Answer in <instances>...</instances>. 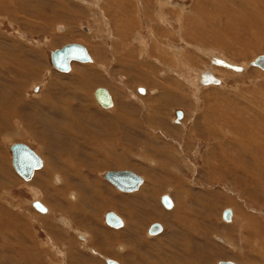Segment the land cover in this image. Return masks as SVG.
<instances>
[{"label": "rangeland", "instance_id": "obj_1", "mask_svg": "<svg viewBox=\"0 0 264 264\" xmlns=\"http://www.w3.org/2000/svg\"><path fill=\"white\" fill-rule=\"evenodd\" d=\"M7 1L11 2V7L3 6L4 8H1L2 11H0L2 12L0 13V52L6 56V63L10 67L7 69L9 72L0 68V79L1 75H4V77H12L11 80L9 78L12 83H24L25 77H21V72H25V70H31L33 77L28 81V88L27 84L23 86L24 92L19 91L22 85L14 86L17 91L15 93L16 99L22 98V103L19 105L16 115H13L15 116L12 119L14 126L8 125L5 123L6 120L0 118V215L2 216H0V264H106L104 260L107 258L121 264H172V262H174L173 264H218L219 262L238 263L239 256H241L243 263L244 258L247 259L248 256H251L254 264H264L261 261L262 259L256 257V255L261 258L264 256V240L262 238L255 240L253 246L255 239L253 238L249 249L246 243L248 238H245L246 236L248 237L249 232H246L244 227L239 229L238 220L236 224L231 225V222L230 224L225 223L222 219L223 212L226 209H234L235 212L242 216L247 215L252 218V222L248 221L247 224L255 228L258 235L261 236L264 232V200L254 195L256 187L249 184L250 188H248L242 182H237L236 184V180L231 173L227 177L225 176L224 180L219 178L211 180L214 174V167L212 166L223 163V161L228 166L227 168L235 172L233 164L238 158V156H236L237 158L235 157L237 151L244 154V156H239V158L243 159L240 161L244 162L246 158L249 164L255 161L252 158L255 154L261 156L260 160L263 157L259 150L261 147L264 150V144L235 140L233 135H231V128H227L228 126L221 123L225 113L233 121L245 125L249 124L255 130L264 127V70L251 64L250 66L248 65L258 57L264 56V24L261 23L264 22V10L262 9L264 8V0H253V2L248 0L249 3L247 0H214L213 2L211 0H159V4L165 5L161 8L159 5L155 6L152 4L150 0H126L124 10H122L124 13L120 11L114 13L113 16L107 14L108 2H105L107 0H22L23 4H17L20 0ZM243 1L245 2L243 3ZM167 2H169V5L166 7ZM194 6L199 8L195 10ZM146 8L149 10L147 11ZM199 9H203V15ZM192 11H195V13ZM238 11L239 13H237ZM251 11H254L255 16ZM5 12L14 15L6 17L3 14ZM211 14L214 15L212 16ZM234 15H238L239 18L238 16L235 18ZM243 15H245L244 18L246 19L243 18ZM217 16L219 17L217 18ZM120 17H123L122 20L126 21L133 18L135 19V24L124 21L122 26H120L117 21V19H121ZM202 17L205 18V21ZM103 18L105 19L103 20ZM256 19L258 22L260 21L261 26L252 25L253 22H257ZM188 20L192 24H196V26L191 28ZM241 20L247 21L241 24ZM213 22L215 23L213 24ZM258 22L257 25L259 24ZM204 24L208 27L209 35L205 36L203 34L201 37L199 35L201 32L195 31L197 37H193L194 39L189 37L190 33L197 28V25L200 27L204 26ZM60 27L63 30L60 31L58 29ZM89 28H92V31L94 30L93 33L89 32ZM129 28L132 29L129 35L122 34V31H129ZM149 31L150 33H148ZM135 37L137 40H135ZM167 37L171 38V46H168L166 50L163 43ZM215 37L221 40L217 41ZM220 41L226 44L227 49L225 51L218 47V42ZM144 42L146 44H143ZM69 44L83 45L93 58L95 57L94 47L103 48L100 49L98 47L103 63L98 68L95 66L96 69L91 68L93 65L90 62L72 63L73 69L77 68L85 71L83 73L92 78L95 83L90 86L91 88L87 87L84 90L88 95L91 94V97L87 99L92 100L90 102L93 104L91 107L94 109V113L98 112L95 118L88 112H83L86 100L80 99L79 96L77 97L73 93L74 89L76 91V88H74L75 83L70 75L73 70L69 73H62L52 64L51 53ZM148 52L151 53L148 54ZM156 54L158 55L155 58ZM167 54H172V56ZM132 55L133 58H131ZM212 56H223V58L230 60L229 62L232 61L233 65L234 63L235 65L246 64L247 68L237 74L231 69L230 71L229 69L227 70L226 67L214 66L209 61ZM7 57L13 58V62H9ZM161 57L168 61L161 60ZM137 61L139 62L137 63ZM1 63L5 64L4 61ZM2 64H0V67ZM189 64L193 66L191 67ZM123 65L135 66H128L129 68L124 70L122 68ZM136 65H139L145 72L147 71L150 84L138 81V74L133 68ZM85 66L88 67L86 68ZM206 66L218 69L217 74L221 78L216 74L215 76L217 79H222L221 85L214 83L208 87H204L203 84L200 86L196 85L198 84V73ZM177 81L181 83L178 84ZM6 82L1 84L6 86L9 83ZM10 86L13 87V85ZM83 86L82 79L81 87ZM156 87L157 89H155ZM161 87L163 89H158ZM98 88H105L108 92H110V89L116 88L115 91L118 92V96L113 93L115 96L112 95L111 98H115L117 106L120 104L117 110L121 113L115 111V108L113 110L106 109L107 111L101 110L102 108L98 105L95 97L92 96L93 94L95 95ZM0 89L4 90V87H0ZM92 89L94 90L93 93H91ZM118 90H120V93ZM141 90H143V93ZM109 94L111 95V92ZM49 98L57 106H69V114L65 112L67 120L62 116L63 113L59 112L55 118L54 109L50 108L49 105H43L46 100H50ZM123 100L124 102H122ZM209 107L217 109L210 111ZM179 111L184 113L180 119L182 123L176 121L177 112ZM0 112L2 113L1 110ZM45 114L55 119L48 120ZM37 120L41 121V123L37 122ZM52 120L56 124H51ZM76 120H81L84 123H87L88 120H98L97 122L100 125L102 124V128L107 125L110 126L114 122V127L116 129L119 127L122 134L124 132L128 139L123 140L122 145L125 144V147L121 143L115 145V153L119 157L124 158L117 159V157H114L115 165H111L109 170H107L108 168L96 169L99 172L95 173L94 168H97V166L86 155L78 160L75 159L77 163L93 170L94 174H90L92 177L88 174L86 176H90L89 178L92 180L94 179L92 183L96 182L97 186H105L107 198L112 202L113 207L107 208V206L103 205L102 199L98 200L96 198L92 189L83 187V192L80 195L81 204L78 205L80 213L74 216L75 222L72 221L68 228L62 229L60 227L62 233L57 230L59 226L63 225L61 217L58 222H54L55 227L49 229L46 225L51 226L52 221H49V223L44 222L41 218V213L31 207V203L35 199L40 198V196L35 195L34 190L32 188L29 189L28 186H36L41 189L40 192L43 190L46 195H43L42 198L53 206L59 204L62 207L61 211H68L72 206V202L68 197L69 190L61 189L64 186H59L64 196L58 193L59 196L56 197L53 193L55 192L53 190L56 188V183L51 180L49 175L45 176L47 174L46 171L41 173L43 168L35 171L36 174L30 181L24 180L13 168L11 148L16 143L26 144L41 159H44L42 156L43 152L48 155L49 151L47 150L56 155L63 148L69 151L74 144L69 139L68 132L70 133L71 131L74 134L75 131H82L76 125ZM118 120H121V126H118V123H120ZM65 121L67 123H64ZM196 121L197 124L194 123ZM63 123L67 124V127L64 126L67 132L65 129L62 130ZM30 124L39 126L35 130L38 134L31 133L27 129L30 128L28 127ZM92 126L90 129H92ZM70 127L75 131L73 132ZM206 127H210V130L207 129L206 131ZM212 128L217 132H214ZM116 129L110 127L106 130H109L111 135H114L117 132ZM42 133L43 135L41 136ZM122 134L118 137V133L113 138L121 139ZM55 135L67 140V142H64V146L54 141ZM90 135H93V141H88V138L87 140L82 136L72 137L75 140L74 143L77 146L81 145V149L85 153L89 154L93 149V151H97L98 155V152L102 150V146L101 141L98 143L96 129L91 130ZM90 135H86V137ZM104 135L107 136V133ZM152 144H157L156 148L160 151V153L158 152L159 154L151 149L150 146ZM237 144L243 145V149L239 150ZM41 146H44L46 150ZM212 151L217 152V155L212 156ZM207 154H209L208 160ZM102 155H105L104 152ZM170 156L173 157L172 160L169 158ZM214 156L215 158L213 159ZM58 158L61 161L65 160H62L60 156H54V162L57 165L60 164V168L64 166L65 170H68L70 174H74L72 168L75 167L68 165V163L75 162V160L68 159L67 163L61 164V161L60 163L57 161ZM97 159L99 160V158ZM100 160H103V157ZM207 161L210 167H205L208 163ZM219 161L221 162L219 163ZM91 166H94V168ZM217 168L224 172L223 169ZM110 170L134 171L140 176H144L145 180H143L142 186L149 182L145 186L153 189L149 191V194L153 195L154 199L152 198L148 202L126 200L136 196L140 191L122 193L117 190V187L115 188L106 180V177L104 178L106 172ZM84 171L86 172V170ZM37 174L39 176H36ZM234 176H236L235 178L239 177L240 179L248 180V177L240 172H235ZM148 177H153L155 181L158 180V183L150 186ZM170 178L171 181H169ZM176 178L178 181L180 180L179 186L182 187V191L184 189L189 200L179 204L175 213L178 216L174 218L168 215V210L160 204L159 198L165 194L177 197L176 191L168 187L169 184H178L175 183ZM76 180L79 185H82L79 178ZM44 181H49V184L47 182V185ZM5 184L7 185L6 187L4 186ZM101 191L104 192V189L101 188ZM227 198L234 201L231 203ZM90 203H92V208L87 207ZM109 211L117 212V215L124 217L128 221V223L126 221V228L114 231V229L108 227L104 222V217ZM60 214L61 216H67L62 212L57 214L56 218ZM184 216L188 218H184ZM156 222L164 225L165 230L159 237L148 236L149 228ZM16 223L22 227L21 230L24 234L28 233L27 236L29 237H24V241L29 238L33 242L34 249H37L38 252L43 251V255L40 254L38 263L32 259L31 247L23 250L22 247L25 243L20 246L17 241L18 244L16 245V237L14 240H10L11 237L17 234L16 229L18 226ZM191 223L193 230L189 229ZM90 225L92 228H90ZM84 230L91 233L90 244L82 243L77 237ZM84 232L83 235L85 234ZM117 232L122 234L116 237L111 236L112 234L115 236ZM133 233L138 234L136 238L133 236L135 239L131 236ZM9 235L11 236L10 238L8 237ZM106 235L111 238L110 244H113V246L107 244ZM86 236L89 237L88 235ZM242 236H245L243 240ZM219 237L225 239L226 244L221 241L218 242ZM31 241H27L29 242L26 244L27 247L32 245ZM120 244H123L125 248L118 246ZM184 245L186 246L184 247ZM61 249L68 252L63 255L60 253ZM99 249L101 252H99ZM186 250L189 252V255H187L189 260H186ZM74 258L75 262H73Z\"/></svg>", "mask_w": 264, "mask_h": 264}, {"label": "bare ground", "instance_id": "obj_2", "mask_svg": "<svg viewBox=\"0 0 264 264\" xmlns=\"http://www.w3.org/2000/svg\"><path fill=\"white\" fill-rule=\"evenodd\" d=\"M15 1V0H14ZM17 1V0H16ZM141 1V0H140ZM151 2H152V4H154L155 6L156 5H159L160 6V8L161 7H163V6H165V5H162V4H159V0H150ZM212 2L214 1V0H211ZM227 1V0H226ZM246 1V0H245ZM245 1H243V3L245 2ZM258 1V0H257ZM262 1V0H261ZM97 2V1H96ZM106 3L108 2V5H107V7L108 8H106V11H107V14L109 15V16H113V14L114 13H118V12H120L121 11V13H124V11H122V10H124V5H125V2H127L126 0H107V1H105ZM211 2V3H212ZM234 2V1H233ZM247 2H248V0H247ZM251 2V1H250ZM252 2H253V0H252ZM18 3H21V4H23V2H22V0H20V1H18L17 2V4ZM87 3V2H86ZM132 3V2H131ZM150 3V2H149ZM165 3V2H164ZM218 3V2H217ZM227 3V2H226ZM242 3V2H241ZM249 3V2H248ZM247 3V4H248ZM261 3V2H260ZM234 4V3H233ZM253 4V3H252ZM96 5V4H95ZM169 5V2H167L166 3V7ZM171 5V4H170ZM200 5V4H199ZM226 5V4H225ZM227 5H229V4H227ZM244 5V4H243ZM255 5V4H254ZM253 5V6H254ZM260 5V4H259ZM3 6H7L8 8H10L11 7V2H9V1H7V0H0V11H2L1 10V8H4ZM54 6V5H53ZM52 6V7H53ZM63 6V5H62ZM100 6V5H99ZM235 6V5H234ZM239 6H240V4H239ZM238 6V7H239ZM247 6V5H246ZM252 6V7H253ZM261 6V5H260ZM6 7V8H7ZM229 7V6H228ZM242 7V9H244L243 8V6H241ZM249 7V6H248ZM257 7V6H256ZM7 8V9H8ZM91 8V7H90ZM126 8V7H125ZM158 8V7H157ZM194 8H195V10H196V8L197 7H195L194 6ZM199 8V7H198ZM197 8V9H198ZM201 8V7H200ZM206 8V7H205ZM235 8V7H234ZM251 8V7H250ZM254 8V7H253ZM174 9V8H173ZM226 9V8H225ZM224 9V10H225ZM228 9V8H227ZM239 9H240V7H239ZM263 10H264V8H262ZM90 10V9H89ZM105 10V9H104ZM146 10H147V8H146ZM149 10V9H148ZM147 10V11H148ZM159 10V9H158ZM157 10V11H158ZM192 10H193V8H192ZM205 10V9H204ZM232 10H233V7H232ZM7 11V10H6ZM126 11V10H125ZM145 11V10H144ZM199 11H200V13L202 14V13H204V12H202L203 11V9L201 10V9H199ZM206 11V10H205ZM229 11V10H228ZM234 11V10H233ZM243 11V10H242ZM256 11V10H255ZM4 12V11H3ZM10 12V11H9ZM9 12H5V13H3V14H5L6 15V17H10V16H13L12 15V13H9ZM128 12V11H127ZM175 12V11H174ZM192 12H194L195 13V11H192ZM246 12V11H245ZM253 12V15L255 14L254 13V11H251V13ZM258 13H259V11H257ZM0 13H2V12H0ZM139 13H140V11H139ZM176 13H177V11H176ZM181 13V12H180ZM198 13V12H197ZM228 13V12H227ZM236 13V12H235ZM237 13H239V11L237 12ZM247 13V12H246ZM245 13V14H246ZM2 14V15H3ZM129 14V13H128ZM172 14V13H171ZM230 14H232V13H230ZM234 14V13H233ZM260 14V13H259ZM129 15H131V14H129ZM134 15V14H133ZM145 15H147V14H145ZM174 15V14H173ZM178 15V14H177ZM181 15H182V13H181ZM196 16H197V14H195ZM203 15V14H202ZM201 15V16H202ZM212 15V14H211ZM214 15V14H213ZM212 15V16H213ZM127 16V15H126ZM140 16V15H139ZM149 16V15H148ZM151 16V15H150ZM160 16V15H159ZM171 16V15H170ZM189 16V15H188ZM235 16V15H234ZM238 16V15H237ZM237 16H235V18L237 17ZM244 16L245 15H243V18H244ZM255 16V15H254ZM253 16V17H254ZM260 16V15H259ZM147 17V16H146ZM182 17H183V15H182ZM206 17V16H205ZM219 16H217V18H218ZM233 17V16H232ZM109 18V17H108ZM121 19L119 20V19H117V21L119 22V24H120V26H122V24L124 23V21L125 22H128V23H130V22H133L134 24H135V19H133V18H130L129 20H122L123 19V17H120ZM139 18V17H138ZM137 18V19H138ZM159 18V17H158ZM179 18V17H178ZM184 18V17H183ZM195 18V17H194ZM203 18V17H202ZM238 18H239V16H238ZM241 18V17H240ZM259 18V17H258ZM263 18H264V13H263ZM105 18H103V20H104ZM110 19V18H109ZM153 19V18H152ZM186 19V18H185ZM188 19V18H187ZM193 19V18H192ZM200 19H201V17H200ZM205 18H203V20H204ZM244 19H246V18H244ZM262 19V18H261ZM116 20V19H115ZM139 20V19H138ZM155 20V19H154ZM163 20V19H162ZM210 20H212V19H210ZM216 20V19H215ZM238 20V19H237ZM165 21V20H164ZM168 21V20H167ZM172 21V20H171ZM181 21V20H180ZM189 21V20H188ZM205 21V20H204ZM232 21V20H231ZM242 21V22H241ZM240 22H241V24L243 23V22H246V21H243V20H241ZM256 21H257V19H256ZM262 21V20H261ZM103 22H106V21H103ZM137 22V21H136ZM156 22V21H155ZM161 22V21H160ZM166 22V21H165ZM178 22H179V20H178ZM190 22V21H189ZM258 22V21H257ZM257 22H253V26H257V27H259V25L261 26V24L259 23L258 25H257ZM194 23V22H193ZM208 23V22H207ZM215 22H213V24H214ZM234 23V22H233ZM262 24H264V22H261ZM106 24V23H105ZM104 24V25H105ZM111 24V23H110ZM137 24V23H136ZM172 24V23H171ZM182 24V23H181ZM190 25V27L192 28H194L195 26H196V24L194 25V24H192L191 22L189 23ZM200 24H201V22H200ZM231 24H232V22H231ZM142 25V24H141ZM179 25V24H178ZM193 25V26H192ZM211 25V24H210ZM250 25H251V23H250ZM126 26V25H125ZM235 26V25H234ZM158 27V26H157ZM184 28V27H183ZM183 28H182V30H183ZM60 31L61 30H63L61 27L60 28H58ZM111 29V28H110ZM114 30V29H113ZM130 30H132V29H130L129 28V31H122V34H124V35H129V33H130ZM161 30V29H160ZM94 31V30H93ZM93 31H92V28L90 29L89 28V32H92L93 33ZM107 31V30H106ZM151 31V30H150ZM150 31L148 32V33H150ZM159 31V30H158ZM172 31V30H171ZM191 31V30H190ZM195 31L196 32H201V33H199V35L202 37L203 36V34L205 35V36H207V34L209 35L210 33H208V27L207 26H205V24H204V26H200V27H198V25H197V28H195V30H193L191 33H190V36L189 37H197L195 34ZM133 32V31H132ZM210 32H211V30H210ZM169 33V32H168ZM106 34V33H105ZM133 34V33H132ZM183 34V33H182ZM187 34V33H186ZM213 34H214V32H213ZM117 35H118V33H117ZM154 35H155V33H154ZM172 35V34H171ZM216 35H218V34H216ZM90 36V35H89ZM138 37H139V35H137ZM174 36V35H173ZM187 36V37H188ZM251 36H253L252 34H251ZM111 37H112V35H111ZM186 37V38H187ZM201 37H198V38H201ZM192 38H191V40H192ZM193 38V39H194ZM216 38V37H215ZM253 39H254V36L252 37ZM132 39H133V41H134V37L132 36ZM144 39V38H143ZM142 39V40H143ZM159 39H160V37H159ZM164 39V38H163ZM202 39V38H201ZM206 39V38H205ZM252 39V40H253ZM135 40H137L136 39V37H135ZM180 40V39H179ZM188 40V39H187ZM208 40V39H207ZM214 40V39H213ZM216 40L217 41H219V40H221V39H217L216 38ZM196 41V40H195ZM56 42V41H55ZM143 42V41H142ZM156 42V41H155ZM178 42V41H177ZM133 43V42H132ZM141 43V42H140ZM165 43V44H164ZM164 43H163V46L166 48V50H167V48H168V46H171V38L170 37H167L166 39H165V41H164ZM180 43H181V41H180ZM187 43V42H186ZM215 43H217L216 41H215ZM143 44H146L145 42L143 43ZM175 44V43H174ZM184 44V43H183ZM142 45V44H141ZM156 45V44H155ZM177 45V44H176ZM195 45V44H194ZM99 47V46H98ZM98 47L96 48V47H94V52H95V57L93 58L92 56H91V58H93L92 59V61H90V63L93 65V66H91V68L93 69V68H95V66L98 68L99 66H101L102 65V63H103V61L101 60L102 59V55H101V53L100 52H98ZM103 47H105V46H103ZM195 47V46H194ZM218 47H221V49H222V51H225L226 49H227V46H226V44H224V43H222L221 41L220 42H218ZM30 48H32V47H30ZM100 48V47H99ZM190 48V47H189ZM202 48V47H201ZM2 49H3V47H2ZM100 49H103V48H100ZM161 49V48H160ZM163 49V48H162ZM197 49V48H196ZM126 50V49H125ZM170 50V49H169ZM182 50H183V48H182ZM56 51V50H55ZM150 51V50H149ZM194 51V50H193ZM201 51V50H200ZM30 52V51H29ZM54 52V51H53ZM112 52V51H111ZM127 52H128V50H127ZM157 52H158V50H157ZM132 53H134L133 51H132ZM144 53V52H143ZM146 53V52H145ZM149 53H151V52H148V54ZM166 53H167V51H166ZM170 53H171V51H170ZM178 53V52H177ZM220 53H221V51H220ZM52 54V53H51ZM126 54V53H125ZM162 54V53H161ZM164 54H165V51H164ZM173 54H175V53H173ZM184 54V53H183ZM124 55V54H123ZM157 55L158 54H156L155 55V58L157 57ZM167 55H170V56H172V54H167ZM94 56V55H93ZM125 56V55H124ZM25 57H26V54H25ZM209 57V56H208ZM226 57V56H225ZM8 59H9V62H13V58H9V57H7ZM27 58H28V56H27ZM131 58H133V55H132V57ZM130 58V59H131ZM168 58V57H167ZM175 58V57H174ZM174 58H173V60H174ZM179 58H181V57H179ZM193 58V57H192ZM191 58V59H192ZM6 60V56L2 53V52H0V64H2L1 62L2 61H4L5 62V64H2V66L0 67L1 68V70H3V71H6V72H9L7 69L10 67V65L8 64V63H6L7 62V60ZM123 59V58H122ZM146 59V58H145ZM158 59V58H157ZM164 58H162L161 57V60H163ZM115 60V59H114ZM160 60V59H159ZM164 60H166V61H168L167 59H164ZM170 60V59H169ZM172 60V59H171ZM195 60H197V59H195ZM256 60V59H255ZM254 60V61H255ZM188 61H189V59H188ZM210 62H212V64L215 66V65H217V66H221V67H226L227 68V70L229 69V71H230V69H231V71L233 70V71H235L237 74H240L241 72H243L244 70H246L245 68H247V66H245L246 64H244V65H235V63H234V65H233V63H231V62H229L230 60H228V59H226V58H223V56H221V57H217V56H212L211 58H210V60H209ZM253 61V62H254ZM73 62H79V63H89V62H82V61H78V60H74V61H72L71 62V64H70V69L68 70V71H61V70H59V69H57L54 65V67L59 71V72H62V73H69L71 70H73V72L70 74L71 75V77H72V79H73V82L75 83V87L74 88H76V91H75V89H74V95L75 96H79V98L80 99H85L86 100V102H84V106H83V112H85V113H89V114H91V116H93L94 118H95V116H96V113H98V112H95L94 113V109L91 107V105L93 106V104H91V102H92V100H88L87 98H90L91 96V94L90 95H88V93H86V92H84V90L87 88V87H90V86H93L95 83H94V81H92L93 79L92 78H90V77H88L87 76V74H85V73H83V72H85V71H83V70H79V69H77V68H74L73 69V66H72V63ZM139 61H137V63H138ZM141 62V61H140ZM179 62V61H178ZM187 62V61H186ZM220 62V63H219ZM253 62H251V63H249L248 65L250 66V64L252 65V63ZM146 63V62H145ZM145 63H143V64H145ZM168 63V62H167ZM183 63V62H182ZM189 63V62H188ZM53 64V63H52ZM165 64V63H164ZM178 64V63H177ZM180 64V63H179ZM192 64H193V62H192ZM109 65V64H108ZM141 65V64H140ZM182 65V64H181ZM190 65V64H189ZM128 66H135V65H123V67L122 68H124V70L125 69H128L129 67ZM191 66V65H190ZM193 66V65H192ZM191 66V67H192ZM208 66V65H207ZM204 67V69L203 70H201L198 74H199V76H198V80H197V82H198V84H196L197 86L199 85H201V84H203V86L204 87H208L209 85H212L213 83H208V84H204V83H207L208 81L206 80V79H204V75L205 74H210L211 76H213L216 80H217V83H214V84H220L221 85V82H222V79H217V77L215 76V74L217 75V76H219L218 74H217V70L218 69H215V68H212V67ZM252 66H254V65H252ZM86 68L88 67V66H85ZM111 67V66H110ZM125 67H127V68H125ZM195 67V66H194ZM233 67H238V68H240V70H235V69H233ZM254 67H257V66H254ZM21 68H23V67H21ZM133 68H135V70H136V72H137V74H138V77H137V79H138V81H142V82H144V83H148V84H150L151 82L149 81V74L148 73H146L145 72V70L144 69H142L139 65H136V67H133ZM220 68V67H219ZM257 68H260V67H257ZM96 69V68H95ZM213 69H214V71H213ZM222 69V68H221ZM260 69H262V68H260ZM200 70V69H199ZM243 70V71H242ZM264 70V69H263ZM195 71V70H194ZM238 71H240V72H238ZM32 71L31 70H25V72H21V77L22 78H24L25 77V82L24 83H21V84H18V83H12L10 80L12 79V77H9V76H6V77H4V75L2 76L1 75V79H0V84L1 83H3V82H9L6 86H3L2 84H1V88L2 87H4V90H1L0 89V110L2 111V113L0 112V118L2 119V120H6V122L5 123H7L8 125H11V126H14L13 125V121H12V119L15 117V116H13V115H16V113H17V110H18V107H19V105L22 103V98L21 97H19L18 99H16V96H15V93H17V91H16V87H14V86H19V85H22V86H20L21 88H19V91H21V92H24L23 91V86H25L26 84H27V88H28V86H29V84H28V81L33 77V74L31 73ZM214 72V73H213ZM220 72V71H219ZM224 73H225V71H224ZM182 74V73H181ZM226 74V73H225ZM233 75V74H232ZM173 76V75H172ZM188 76V75H187ZM234 76V75H233ZM240 76V75H239ZM169 77V76H168ZM173 77H175V76H173ZM220 77V76H219ZM224 77V76H223ZM4 78H6V79H4ZM9 78H10V80H9ZM190 78V77H189ZM221 78V77H220ZM82 79H83V83H84V86L83 87H81V85H82ZM191 79H192V77H191ZM196 79V78H195ZM2 80V81H1ZM5 80V81H4ZM168 81V80H167ZM6 82V83H7ZM150 82V83H149ZM178 82V84H180L179 83V81H177ZM194 82V81H193ZM165 83H167L166 81H165ZM152 84H153V82H152ZM151 84V85H152ZM193 84V83H192ZM10 85H13V87L12 86H10ZM195 85V84H194ZM195 85V86H196ZM153 86V85H152ZM180 86V85H179ZM184 86V85H183ZM193 86V85H192ZM196 86V87H197ZM214 86H217V85H214ZM219 86V85H218ZM148 87H149V85H148ZM91 88V87H90ZM93 88V87H92ZM150 88V87H149ZM192 88V87H191ZM198 88V87H197ZM49 89V88H48ZM94 89V88H93ZM92 89V92L91 93H93L94 92V90ZM98 89H105V88H98ZM97 89V90H98ZM155 89H157V87L155 88ZM158 89H163L162 87L161 88H158ZM167 89V88H166ZM171 89V88H170ZM205 89V88H204ZM96 90V91H97ZM106 90V89H105ZM116 90V88L115 89H110L109 91L111 92V95L109 94L110 92H108L107 90V92H108V94L110 95V97H112V95H114L115 93L117 94V96H118V92L117 91H115ZM149 90V89H148ZM147 90V91H148ZM203 90V89H202ZM18 91V92H19ZM119 91V93H120V90H118ZM206 91V90H205ZM151 92V91H150ZM157 92V91H156ZM172 92V91H171ZM82 93V94H81ZM114 93V94H113ZM143 93V92H142ZM198 93V92H197ZM115 94V95H116ZM114 95V96H115ZM92 96H94L95 97V99H96V101L98 102V105H100V107L102 108L101 110H104V111H107L106 109H114L115 111H118L117 109H119V108H117L118 106H117V104H116V101H115V98H111V100H112V105H110V106H107V107H105V106H103L99 101H98V95H96V92H95V95L93 94ZM52 97V96H51ZM50 99V98H49ZM68 99V98H67ZM117 99V98H116ZM155 99V98H154ZM153 99V100H154ZM208 99V98H207ZM91 101V102H90ZM155 101V100H154ZM196 101V100H195ZM66 102V101H65ZM68 102V101H67ZM70 102V101H69ZM122 102H124V100L122 101ZM156 102V101H155ZM200 102V101H199ZM128 103V102H127ZM152 103V102H151ZM154 103V102H153ZM198 103V102H197ZM43 105H49L50 106V108H53L54 109V111H55V118H56V114L58 115L59 113H63V115L62 116H64L65 117V120H67L66 118V115H65V112L67 113V114H69V112H68V108H69V106L68 105H65L64 107L63 106H57V105H55L52 101H51V99L50 100H46L44 103H43ZM151 105V104H150ZM194 105V104H193ZM71 106V105H70ZM86 106V107H85ZM88 106V107H87ZM116 106V107H115ZM153 106V105H152ZM96 107H97V105H96ZM99 107V108H100ZM148 107V106H147ZM198 107V106H197ZM208 107V106H207ZM195 108V107H194ZM262 108H263V106H262ZM72 109H73V107H72ZM120 109H122V108H120ZM217 109V108H216ZM216 109H213V108H211V107H209V110L210 111H213V110H216ZM219 109V108H218ZM98 110V109H97ZM260 110V109H259ZM122 111V110H121ZM255 111H256V109H255ZM3 112H4V114H3ZM46 112V111H45ZM59 112V113H58ZM100 112V111H99ZM118 112H120V111H118ZM72 114H73V112H71ZM101 113V112H100ZM110 113V112H109ZM121 113V112H120ZM124 113H126V112H124ZM178 113V112H177ZM182 113V112H181ZM255 113V112H254ZM253 113V114H254ZM264 113V112H263ZM111 114V113H110ZM119 114V113H118ZM183 114L184 113H182V115H181V117H177V122L179 121V122H181L180 121V119L183 117ZM46 116V119H48V120H50V119H55V118H52V117H50L48 114H45ZM101 115H102V113H101ZM123 115H125V114H123ZM224 115L225 116H223L222 117V120H223V122L221 123L222 125H225V126H228L227 128H231V135H233V137H234V139L235 140H246V141H251V142H253V143H261L262 145L264 144V127H262V128H260L259 130H255V129H253L252 127H250L251 125H249V124H247V125H245V124H241L240 122H235V121H233L228 115H226L225 113H224ZM255 115V114H254ZM257 115V114H256ZM68 116V115H67ZM70 116V115H69ZM90 116V117H91ZM109 116V115H108ZM118 116V115H117ZM116 116V117H117ZM258 116V115H257ZM71 117V116H70ZM69 117V118H70ZM78 117V116H77ZM92 117V118H93ZM111 117V116H110ZM118 117H121V116H118ZM123 117V116H122ZM128 117V116H127ZM255 117V116H254ZM264 117V116H263ZM73 118V117H72ZM115 118V117H114ZM195 118V117H194ZM239 118H240V116H239ZM250 118H251V116H250ZM60 119V118H59ZM78 119V118H77ZM125 119H127L126 117H125ZM131 119V118H130ZM134 119V118H133ZM148 119V118H147ZM205 119H207V118H205ZM103 120V119H102ZM109 120V119H108ZM107 120V121H108ZM115 120H117V119H115ZM128 121H129V119H127ZM149 120V119H148ZM195 120V119H194ZM235 120V119H234ZM240 120V119H239ZM53 121V120H52ZM69 121V120H68ZM98 121V120H97ZM97 121H87V123H84V122H82L81 120L79 121V120H76V125H78L79 126V129L81 128L82 129V131L81 132H76L74 129H72L71 127V129H72V131L74 132V134L70 131V130H68V131H70V133L68 132V134H69V139L73 142V148L71 149V150H69V151H67L65 148H63V150L59 153V154H54V153H51L50 152V150H47V151H49L48 152V155H46V152H43L44 154L42 155L43 156V158L44 159H41L40 158V156L37 154V156L39 157V160H40V162H41V166L39 167V169H37V170H40V169H42L41 171V173H45V171H46V173L47 174H45V176H47V175H49L50 176V178H51V180L52 181H54V183H56L55 185H56V188L53 190V191H55V192H53L55 195H56V197H58L59 195H58V193L60 194V195H63V191L61 192L60 191V188H59V186L61 187V186H64V187H62L61 189H64V190H69V194H68V197H69V200L72 202V206L70 207V209H68V211H61V206L59 205V204H56V205H51V204H49V203H47V201L46 200H44L43 198H42V196L43 195H46V193H44V191L42 190V192H40V188H38V187H36V186H28L29 187V189H33L34 190V194L35 195H39L40 196V198H38L37 200L35 199V201H33L32 203H31V207H33V208H35L34 207V203L35 202H40V204L42 205V207L43 208H45L46 209V211L45 212H43V211H40V210H38L37 208H35L36 210H37V212H39V213H41L40 215H42V220L44 221V222H48L49 223V221H52V225L51 226H48V224L46 225L47 226V228H49V229H52V228H54L55 226V223H56V221L58 222V219L61 217V222H62V226H59L58 227V231L59 232H62V229L63 228H68L70 225V223L73 221V222H75V220H74V216L75 215H77V214H79L80 212H79V209H78V205L79 204H81L80 203V195L82 194V192H83V190H82V188L83 187H86V188H90V189H92L93 191H94V194H95V196H96V198H98V200H101L102 199V202H103V205L104 206H107V208H111V207H113V204H112V202L107 198V192H106V190H105V186L104 185H102V186H97V184H96V182H93L92 183V181L94 180H92V179H90L89 177L91 176L90 174H94V172H93V170H91V169H87L86 168V166H84V165H81V164H79V163H77V161L76 160H78V159H80L81 157H85V155L86 156H88L90 159H91V161L92 162H94L93 164L94 165H96L97 166V168H94V166H91L92 168H94V170H95V173H97V172H99V171H97L98 169L100 170L101 168H108L107 170H109L110 169V166L111 165H115V160H114V157H117V159H119V158H124V157H119V155L117 154V153H115V145L116 144H119V143H121V145L123 144V140H126V135H124V132H123V134H122V131H121V129L118 127L117 129H116V127H114L115 126V124H114V122H112L111 123V125L110 126H105V128H102L101 127V125L97 122ZM106 121V122H107ZM113 121V120H112ZM118 121H120V123H118L119 125L118 126H121V120H118ZM131 121V120H130ZM37 122H39V120H37ZM116 122V121H115ZM124 122V121H123ZM122 122V123H123ZM133 122V121H132ZM39 123H41V121L39 122ZM64 123H67V121H65ZM62 124V130H64L65 129V131L67 130L65 127H67V124L65 125V124ZM108 123H109V121H108ZM135 123V122H134ZM133 123V124H134ZM182 123V122H181ZM194 123H196L197 124V121L196 122H194ZM207 123V122H206ZM51 124H56V122L55 121H53V122H51ZM117 124V123H116ZM124 124V123H123ZM123 124H122V126H123ZM130 124H131V122H130ZM129 124V125H130ZM61 125V124H60ZM91 125H93L92 126V129H90V127H91ZM106 125V124H105ZM135 125V124H134ZM133 125V126H134ZM65 126V127H64ZM131 126V125H130ZM129 126V128H131ZM132 126V127H133ZM140 126V125H139ZM195 126V125H194ZM193 126V127H194ZM28 127H30V128H27V129H29L30 131H31V133H34V134H36L37 132L35 131L39 126H37V125H34V124H30ZM75 127V126H74ZM107 127V128H106ZM113 128V129H116L117 130V132H116V134H118L119 133V135H118V137L120 136V134H122L121 135V139H114L113 138V136H115L116 134H114V135H111V132L109 131V130H106V129H109V128ZM127 127V126H126ZM136 127V126H135ZM99 128H101L100 130H99ZM250 129V132H249V129ZM56 129V128H55ZM93 129H96V136H97V140H98V143H99V141H101V146H102V150H101V152H98L99 154L97 155V151H93V149H92V151L89 153V154H87V153H85V151L84 150H82L81 148H82V146L80 145V146H77L74 142H75V140L73 139V137L72 136H82L83 138H85V139H87L88 141H93V135H90V133H91V130H93ZM207 129L208 130H210V127H206V131H207ZM213 129V131L214 132H217V131H215V129L214 128H212ZM59 130V129H58ZM112 130V129H111ZM115 130V131H116ZM132 130V129H131ZM135 130V129H134ZM104 131V132H103ZM67 132V131H66ZM110 132V133H109ZM135 132V131H134ZM136 132H138L137 130H136ZM75 133H76V135H75ZM105 133H107V136H105L104 134ZM108 133H109V136H108ZM127 133V132H126ZM185 133V132H184ZM38 134V133H37ZM39 134H40V131H39ZM68 134H67V136H68ZM16 135V134H15ZM18 135V134H17ZM43 135V133L41 134V136ZM64 135H66V134H64ZM84 135V136H83ZM86 135H90V136H87L86 137ZM213 135V134H212ZM148 138V137H147ZM32 139V138H31ZM79 139V138H78ZM128 139V138H127ZM54 141H57L61 146H62V144H63V146H64V142H67V140H64L62 137H59L58 135H55L54 136ZM82 141V140H81ZM129 141V140H128ZM156 141V140H155ZM84 142H86V141H84ZM127 142V141H126ZM131 142V141H130ZM78 143H80V142H78ZM77 143V144H78ZM87 143V142H86ZM86 143H83L84 145H87ZM124 143H125V141H124ZM150 143V142H149ZM152 143V142H151ZM127 144H129V143H127ZM148 144V143H147ZM146 144V145H147ZM246 144V143H245ZM45 145V144H44ZM125 145V144H124ZM124 145H122V146H124ZM156 145L157 144H152L150 147H151V149L153 150V151H155V152H159L160 153V151L156 148ZM256 145V144H255ZM47 148H49L47 145H45ZM88 146V145H87ZM237 146H239V150H241V149H243V145H238L237 144ZM42 148H44V150H46V148L44 147V146H41ZM125 147V146H124ZM161 147V146H160ZM41 148V149H42ZM149 148V147H148ZM163 148H164V146H163ZM253 148V147H252ZM150 149V150H151ZM43 150V151H44ZM164 151V150H163ZM103 152H104V154L105 155H102L103 154ZM162 152V151H161ZM252 152V151H251ZM254 152H256V151H254ZM259 152H261V155L263 156L262 157V160H260L259 158L261 157V156H259V154H258V156L255 154L254 156H252V158L255 160L252 164H249L247 161H246V158L244 159V162H241L240 160L242 159V158H239V156H241V155H243L244 156V154H241V152H239V151H237L236 153H235V157L236 156H238V158H237V160H236V162H235V164H233V166H234V168H235V172H240V173H243V175L244 176H246V177H248V180H244V179H240L239 177H237V178H235L236 176H234V174H235V172H232V170H230L229 168H227L228 166H226V164L224 163V161H223V163H220L221 161H219V163L220 164H217V165H213L212 167H214V174L210 177L211 178V180H215V179H217V178H219V179H221V180H224L225 179V176L227 177L230 173L231 174H233V176L232 177H234V179L236 180V184H237V182H242V184H244L245 186H247L248 188H250L248 185L250 184V185H252V186H255L256 188H255V192H254V195L256 196V197H261V199H263L264 200V150H263V148L261 147V149L259 150ZM70 153H73V154H70ZM85 153V154H84ZM92 153V154H91ZM94 153V154H93ZM158 153V154H159ZM212 156L213 155H217V152H214V151H212ZM216 153V154H215ZM52 154H54V155H52ZM165 154V153H164ZM122 155V154H121ZM162 155V154H161ZM168 155V154H167ZM219 155V154H218ZM222 155V154H221ZM54 156H60L61 157V159L62 160H64V161H61V160H59V158L57 159V161L60 163V161H61V164L62 163H67L68 161V159H73V160H75V162H69L68 163V165H70V166H73V167H75V168H72V170H73V173L74 174H70V172H68V170H65V168H64V166H63V168H60L61 166H60V164L59 165H57V163H55L54 162ZM124 156V155H123ZM126 156V155H125ZM163 156V155H162ZM169 156V155H168ZM174 156V155H173ZM207 156V160H208V158H209V154H207L206 155ZM242 156V157H243ZM103 157V160H100V158H102ZM176 157V156H175ZM97 158H99V160L97 159ZM171 160L173 159V157H169ZM168 158V159H169ZM215 158V156L213 157V159ZM243 160V159H242ZM208 162V161H207ZM85 163V162H84ZM12 164H13V154H12ZM121 164H123V162H121ZM220 165H222V167H220ZM249 165V166H248ZM194 167V166H193ZM205 167H210V164H209V162L205 165ZM217 167H219V168H221V169H223L224 170V172L223 171H221V170H219ZM230 167V166H229ZM248 167V168H247ZM13 168H14V165H13ZM97 169V170H96ZM194 169V168H193ZM14 170H15V168H14ZM36 170V171H37ZM84 170H86V172L84 171ZM90 170V171H89ZM195 170V169H194ZM109 172H118V173H123V172H132V173H134V174H136V175H138L140 178H141V184H140V186H139V188L137 189L138 191H140L139 192V194H137L136 196H133L132 198H127L126 200H132V201H136V202H139L140 200H143L144 202H148V201H150V200H152V198L154 199V197H153V195L151 196V194H149V191H151V190H153V189H151L149 186H145L146 184H148L149 182H147L146 184H144V186H142V184H143V180H145V177L144 176H140L139 174H137L136 172H134V171H128V170H126V171H124V170H117V171H107L106 172V174H105V176H104V178L106 177V175H107V173H109ZM17 173V172H16ZM18 174V173H17ZM35 174H36V172H34L33 173V176H35ZM86 174H88V175H90L89 177L88 176H86ZM238 174V173H237ZM31 177L30 179H25V178H23L24 180H26V181H30L31 179H33L34 177ZM36 176H39L38 174L36 175ZM124 176V175H123ZM92 177V176H91ZM231 177V176H230ZM80 179L81 180V182H82V185H79L76 181V179ZM147 179H149L150 180V186H153V184L154 185H156V183H158V180L157 181H155L154 180V178L153 177H148ZM233 179V180H234ZM79 180V181H80ZM108 182H110L108 179H106ZM234 180V181H235ZM169 181H171V178L169 179ZM180 181V180H179ZM179 181H178V179L176 178V181H175V183H178V184H175V185H170L169 183V185H168V187H170V188H172L173 190H175L176 191V194H177V197L176 196H172L171 194H165V195H168L169 197H170V199L172 200V203H173V205H172V207L171 208H166V207H164V205L162 204V197L164 196H160V198H159V202H160V204H162L163 205V207L166 209V210H168V215H170V216H173L174 218H176L178 215H176L175 213L177 212V210H178V207H179V204L181 203V202H183V201H188L189 200V198L187 197V194L185 193V191H184V189H183V191L181 190V188L182 187H180L179 186ZM233 181V182H234ZM46 184H47V182H48V184H49V181H44ZM80 182V183H81ZM107 182V183H108ZM215 182V181H214ZM29 183V182H28ZM28 183H26V184H28ZM115 188H116V186L112 183V182H110ZM230 183V182H229ZM228 183V184H229ZM47 184V185H48ZM53 184V183H52ZM58 185V186H57ZM5 187L7 186L6 184L4 185ZM237 186V185H236ZM239 187V186H238ZM241 187V186H240ZM101 188H103L104 189V192H102L101 191ZM118 188V187H117ZM117 190H119L120 192H122V193H131V192H124V191H122V190H120V189H117ZM137 190H134V191H132V192H135V191H137ZM242 190V189H241ZM49 191V190H48ZM250 191V190H249ZM119 192V193H120ZM33 193V192H32ZM243 193V192H242ZM155 194V193H154ZM174 195V194H173ZM246 195H248V194H246ZM64 196V195H63ZM67 199V198H66ZM147 199V200H146ZM228 199V198H227ZM40 200V201H39ZM94 200V199H93ZM231 203L234 201H232V200H230V199H228ZM42 201V202H41ZM88 201H90V200H88ZM123 201V200H122ZM131 201V202H132ZM94 202H95V200H94ZM234 204V203H233ZM11 206V205H10ZM92 206V203H90L87 207H89V208H92L91 207ZM237 207V206H236ZM8 208V207H7ZM2 210V209H1ZM20 210V209H19ZM227 210H230V212H231V215H230V219H228V220H225L224 218H223V215H222V219H223V221L225 222V223H229L230 224V222H231V225H234V224H236V221L238 220V227H239V229L241 228V227H244L245 229V231L247 232H249L248 233V237L246 236H242V240H243V238L245 237V238H248V241H246V243H247V245H248V248L250 249V244H251V240L253 239V238H255L254 239V242H253V246H254V243H255V240H257V239H260V238H262L263 240H264V232L262 233V235L260 236V235H258V233L256 232V229L255 228H253L252 226H250V225H248L247 224V222L249 221V222H252L251 220H253L252 218H250L249 216H247V215H244V216H242L241 214H239L238 212H235V210L234 209H226L225 211H227ZM4 211V210H3ZM170 211V212H169ZM224 211V212H225ZM262 211V210H261ZM5 212V211H4ZM63 212V214L65 213L67 216H61V214L60 215H58V218H56L57 217V214H59V213H62ZM110 212H113V211H109V212H107L106 214H105V217H104V222L106 223V215L108 214V213H110ZM223 212V213H224ZM7 213V212H6ZM114 213V212H113ZM263 213V212H262ZM2 214H3V212H2ZM10 214V213H9ZM36 214H38V213H36ZM115 214H117V212H115ZM8 215V214H7ZM1 216V215H0ZM70 216V217H69ZM119 216V215H118ZM2 217V216H1ZM92 219H93V217L92 216H90ZM90 217H89V219H90ZM120 218H121V220H122V222H123V225H121V226H118V227H115V226H110V225H108L107 223H106V225L108 226V227H110V228H112V229H114V231L115 230H122V229H124V228H126V219L124 218V217H122V216H119ZM73 218V219H72ZM184 218H188L187 216H184ZM40 219V218H39ZM41 221V220H40ZM92 221V220H91ZM55 222V223H54ZM189 222V221H188ZM127 223H128V221H127ZM130 223H132V222H130ZM156 223H159V222H156ZM190 223V222H189ZM188 223V224H189ZM136 224V223H135ZM155 224V223H154ZM161 226H162V230H161V232L159 233V234H157V235H150L149 234V230H148V232H147V235L148 236H151V237H159L162 233H163V231L165 230V226L164 225H162L161 223H159ZM16 225H17V223H16ZM59 225V224H58ZM61 225V224H60ZM153 225V224H152ZM18 226V228L16 229L17 230V234L14 236V237H11L10 235L8 236L9 238L11 237V241L12 240H14L15 239V237L17 238V240H16V245L18 244V243H20V246H21V244L22 243H25L24 245H23V247H22V249L23 250H26L27 248H29V247H31L32 249V259L35 261V262H39L40 261V254H42V252H38L37 251V249H34V245H33V242L29 239V238H26L25 239V241H24V237H29V236H27V234H24L23 232H22V230H21V228L22 227H20L19 225H17ZM57 226V225H56ZM89 226V225H88ZM87 226V227H88ZM62 229H61V228ZM72 227V226H71ZM86 227V226H85ZM259 227H260V224H259ZM30 228V227H29ZM45 228V227H44ZM46 228V229H47ZM90 228H92L91 227V225H90ZM56 229V228H55ZM71 229V228H70ZM87 229V228H86ZM190 230H193V225H192V223H191V227L189 228ZM91 230V229H90ZM186 230V229H185ZM260 230V229H259ZM85 231V230H84ZM84 231H82V234H78L77 235V237L81 240V242L82 243H88V244H90L91 243V233L89 232H84ZM130 231V230H129ZM137 231V230H136ZM79 232V231H78ZM83 232L85 233L84 235H83ZM131 232V231H130ZM186 232H188L187 230H186ZM237 232H238V228H237ZM63 233V232H62ZM137 233H138V231H137ZM120 234H122L121 232H117V234L114 236L113 234L111 235V236H113V237H116V236H120ZM13 235V234H12ZM86 235H88L89 237H87ZM138 235V234H137ZM137 235L136 234H131V236H132V238L133 239H135L136 237H137ZM133 236H135V238L133 237ZM33 237V236H32ZM97 237V236H96ZM106 237H107V244L109 245V246H113V244H110L111 242H110V240H111V238H109V236L108 235H106ZM129 237H130V235H129ZM4 239V238H3ZM239 239H240V237H239ZM5 240H7L6 238H5ZM4 240V241H5ZM9 240V241H10ZM29 240V242L31 241V243H32V245L30 246H28L27 247V245L26 244H28L29 242H27ZM17 241H18V243H17ZM112 241V240H111ZM219 241H221L222 243H224V244H226V241H225V239H223V238H218V242ZM76 242V241H75ZM80 242V243H81ZM106 242V241H105ZM35 244V243H34ZM187 244V243H186ZM15 245V244H14ZM37 245V244H36ZM238 245V244H237ZM13 246V245H12ZM118 246H122L123 248H125V246L123 245V244H120V245H118ZM186 245H184V247H185ZM14 247V246H13ZM54 248V247H53ZM119 248V247H118ZM122 248V249H123ZM189 248V247H188ZM237 248H238V246H237ZM236 248V249H237ZM21 249V250H22ZM97 249V248H96ZM95 249V250H96ZM22 250V251H23ZM189 250V249H188ZM241 250V249H240ZM187 251V250H186ZM68 251H62V249H61V251H60V253L61 254H63V255H65L66 253H67ZM98 252V251H97ZM99 252H101V250L99 249ZM256 252H258V251H256ZM255 252V253H256ZM189 252L187 251L186 253H185V256H186V260H189L188 259V257H187V255H189L188 254ZM69 254V253H68ZM72 254V253H71ZM70 254V255H71ZM43 255V254H42ZM256 255V254H255ZM263 255V254H262ZM261 255V256H262ZM122 257H124V256H122ZM121 257V258H122ZM256 257H258V258H260V259H262L261 261H262V263H264V256H262V258L259 256V255H256ZM43 258V257H42ZM42 258H41V260H42ZM64 259V258H63ZM107 260H112V259H105L104 261H105V263L107 264ZM185 260V261H186ZM73 262H75V258H74V260H73ZM117 262V261H116ZM176 262V261H175ZM118 264H121L120 262H117ZM174 262H172V264H173ZM220 263V262H219ZM218 263V264H219ZM225 263H231V264H254V262L252 261V259H251V256H248V258L247 259H245L244 258V263L241 261V256H239V261H238V263H236V262H225ZM2 264V263H1ZM191 264H194V263H191Z\"/></svg>", "mask_w": 264, "mask_h": 264}, {"label": "water", "instance_id": "obj_3", "mask_svg": "<svg viewBox=\"0 0 264 264\" xmlns=\"http://www.w3.org/2000/svg\"><path fill=\"white\" fill-rule=\"evenodd\" d=\"M78 60L82 62L92 61L91 56L89 55L87 49L81 44H69L64 46L62 49H58L51 54V61L53 65L61 70L68 71L70 69V64L72 61ZM220 63V62H219ZM252 65L264 69V56L258 57ZM235 70H240L238 67H233ZM204 79L209 83H217V80L210 74H205ZM143 92V90H141ZM98 95V101L105 107L112 105V100L110 95L105 89H98L96 91ZM182 113L179 111L177 117H181ZM13 154V165L15 171L23 178L30 179L33 176V173L39 169L41 162L37 154L26 144L16 143L11 148ZM124 175V176H123ZM106 179L112 182L118 189L124 192H132L137 190L141 184V178L132 173V172H109L106 175ZM162 204L166 208H171L173 203L168 195L162 197ZM34 207L40 211L45 212L46 209L42 207L40 202H35ZM231 212L227 210L223 213V218L225 220L230 219ZM106 223L110 226H121L123 222L121 218L110 212L106 215ZM162 226L159 223L153 224L149 228L150 235H157L161 232ZM107 264H118L114 260H107ZM219 264H231L220 262Z\"/></svg>", "mask_w": 264, "mask_h": 264}, {"label": "crops", "instance_id": "obj_4", "mask_svg": "<svg viewBox=\"0 0 264 264\" xmlns=\"http://www.w3.org/2000/svg\"><path fill=\"white\" fill-rule=\"evenodd\" d=\"M128 218V217H127ZM129 219V218H128Z\"/></svg>", "mask_w": 264, "mask_h": 264}]
</instances>
